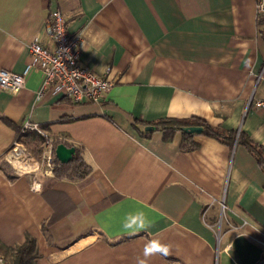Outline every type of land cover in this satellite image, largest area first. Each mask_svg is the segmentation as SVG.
Here are the masks:
<instances>
[{
    "label": "crops",
    "instance_id": "crops-1",
    "mask_svg": "<svg viewBox=\"0 0 264 264\" xmlns=\"http://www.w3.org/2000/svg\"><path fill=\"white\" fill-rule=\"evenodd\" d=\"M256 3L0 0V69L21 72L34 38L52 47L44 28L58 10L82 40L81 64L99 75L109 68L112 82L100 102H37V70L17 93L0 89V244L34 237L35 264H137L153 239L170 254L147 264H264V108L252 105L264 97V11ZM25 119L79 147L90 173L40 174L32 191L30 174L5 160ZM194 120L220 137L181 130L200 126ZM137 212L150 227L126 230Z\"/></svg>",
    "mask_w": 264,
    "mask_h": 264
},
{
    "label": "built area",
    "instance_id": "built-area-1",
    "mask_svg": "<svg viewBox=\"0 0 264 264\" xmlns=\"http://www.w3.org/2000/svg\"><path fill=\"white\" fill-rule=\"evenodd\" d=\"M256 4L257 11H264V0H257ZM44 31L52 47L44 46L38 38L32 39L28 44L29 59L21 72L0 69V89L11 94L17 93L24 86L27 75L37 70L41 77L35 93L37 102L45 95H62L73 103L100 102L105 98L112 86L109 68L99 75L81 64L82 40L78 34H71L67 30L66 19L58 10L50 13ZM252 105L264 108V97L254 99ZM28 131H34L43 137L39 157L34 156L16 136L5 160L16 174H19L20 169L30 174V189L39 191L36 187L40 186L37 177L40 174L52 173L55 146L58 143L66 144L70 140L50 135L42 130L38 123L25 119L19 127V134ZM0 263L4 264L1 255Z\"/></svg>",
    "mask_w": 264,
    "mask_h": 264
},
{
    "label": "trees",
    "instance_id": "trees-1",
    "mask_svg": "<svg viewBox=\"0 0 264 264\" xmlns=\"http://www.w3.org/2000/svg\"><path fill=\"white\" fill-rule=\"evenodd\" d=\"M186 123V122H185ZM192 123L200 125L204 130V133L209 136L220 137L219 132L212 127L200 122L193 121ZM40 128L44 130L41 126ZM45 131V130H44ZM17 138L27 147V149L34 155L37 156V151L34 153L30 145H37L38 142H43V137L34 132L28 131L25 134H19V130L17 132ZM223 139L227 140L228 137H224ZM66 145L73 146L70 143H66ZM186 148H192L195 146L194 143L189 142L188 144L184 143ZM75 152L72 159L66 163H61L54 156V167L53 174L57 179H69V180H80L85 178L91 171V165L88 163L82 153V150L79 147H75ZM38 152H41V149L38 148ZM39 154V153H38ZM264 163V161H262ZM0 255L2 256V260L4 264H35L39 253L37 249V243L34 237L30 235H26L25 239L22 243L6 246L0 244Z\"/></svg>",
    "mask_w": 264,
    "mask_h": 264
},
{
    "label": "clouds",
    "instance_id": "clouds-1",
    "mask_svg": "<svg viewBox=\"0 0 264 264\" xmlns=\"http://www.w3.org/2000/svg\"><path fill=\"white\" fill-rule=\"evenodd\" d=\"M36 187L37 190H40L39 185H37ZM123 227L126 230L138 231L150 227V224L147 221L143 212H137L136 214L132 215L130 218L125 220ZM169 254L170 245L162 243L159 240L153 239L145 245L143 250V258L138 259L137 264H147L148 258L155 255H162L167 257Z\"/></svg>",
    "mask_w": 264,
    "mask_h": 264
},
{
    "label": "water",
    "instance_id": "water-1",
    "mask_svg": "<svg viewBox=\"0 0 264 264\" xmlns=\"http://www.w3.org/2000/svg\"><path fill=\"white\" fill-rule=\"evenodd\" d=\"M181 130L188 133H201L203 128L197 125H190V126H182ZM74 152H75L74 146H69L64 143H58L54 149L55 157L61 163H66L70 161L74 155Z\"/></svg>",
    "mask_w": 264,
    "mask_h": 264
},
{
    "label": "rangeland",
    "instance_id": "rangeland-1",
    "mask_svg": "<svg viewBox=\"0 0 264 264\" xmlns=\"http://www.w3.org/2000/svg\"><path fill=\"white\" fill-rule=\"evenodd\" d=\"M30 148H31V150H32L33 152L36 150L37 153H36V152H34V153H36V155H37L36 157H39V155H40L41 152H38V148H39V149H42V143H41V142H38L36 146H34V144H31V145H30ZM38 153H39V154H38Z\"/></svg>",
    "mask_w": 264,
    "mask_h": 264
}]
</instances>
